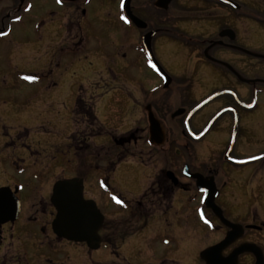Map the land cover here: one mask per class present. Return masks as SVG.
Segmentation results:
<instances>
[{"label":"flooded vegetation","instance_id":"flooded-vegetation-1","mask_svg":"<svg viewBox=\"0 0 264 264\" xmlns=\"http://www.w3.org/2000/svg\"><path fill=\"white\" fill-rule=\"evenodd\" d=\"M133 1V13L148 26L146 29L137 28L129 18L130 23L126 22L123 19L126 14L121 8L123 0H120L122 24L125 22L131 29L136 30L133 33H123L122 36L125 34V41L128 38L132 40L130 46L126 43V47L136 55H132L131 60L127 61V53L122 52L120 56H116L117 60L122 62L123 69L139 67L137 63L143 59L144 63H148L144 70L159 76L158 86L161 85L163 93L148 102L145 110L151 104L156 114L157 110L165 112L175 97L181 102L180 106H173L175 108L170 110L172 120L183 117L181 127H166L156 114L164 125L166 142L162 146L154 147L163 149L168 154L174 150L177 157H184L185 154L186 157L184 160L180 158L170 161L167 167L156 168L155 163L142 155L145 149L143 147L138 155L125 152L115 156L108 167L104 159L101 164L95 165L92 164L91 154H86L93 148L98 150V147H104L102 141H96V137H101L102 133H95L92 137L94 145L87 140L86 146L80 144L77 147L75 144L79 162L76 167L67 166L68 172L67 167L59 164H36L27 171L13 166L11 156H2L6 149L3 143L9 134L7 129L0 130V189L8 188L10 195L19 201L18 212L12 219L0 221V257L7 262L12 247H36L43 238H47L50 248L54 245L53 249L57 252L62 244L69 246L68 260L61 259L62 264H136L135 261L140 258L137 253L145 250L150 258L147 262L142 261V264H152L150 262L156 259V245L162 246L159 253L161 264H168V260L174 264H182L181 261L207 264L202 252L220 245L234 231V239L214 251V263L264 264V0L248 3L234 0L240 6L238 9L218 1L206 0V3L217 9L219 6L228 8L227 19L222 26L216 24L215 34L207 30L205 33L193 34L184 27L185 31L178 28L176 24L181 19L171 15V8L174 3L188 8V4L192 5L188 0H173L168 9L157 7L156 0H146L140 6L134 5ZM102 2L103 4L100 0H63V3H58L57 0H0V121L8 118L20 121L24 112L32 113L29 106L32 102L37 103L43 88L49 86L55 90L61 58L66 61L67 68L74 67L77 59L76 46L105 34L99 25L100 21L107 18L104 16L106 10L103 11L106 4ZM202 3L203 0L197 6ZM61 6L67 9L66 22L60 19ZM195 22L197 23L196 20H186L182 24H196ZM178 29L181 32H173ZM225 30L228 32L222 36L221 33ZM148 31H155L152 40L153 52L165 72L155 70L149 63L150 59L142 44V37ZM173 44L176 47L183 46L192 54L205 58V65L214 72L217 87L197 102L191 103L188 89L192 82L186 77L185 70L180 69V74L176 75L161 62L163 57L160 51ZM98 48L89 47L86 51H92L95 55ZM219 51L226 52L227 58L219 57ZM85 59L90 66L94 65L87 54ZM106 62L100 64L106 65ZM99 70L102 73L104 69L100 67ZM99 70L95 72L98 73ZM163 74L172 77L168 87H165ZM144 80L139 82L142 88L147 82ZM220 90L233 93L226 92L215 96L191 117L190 125L198 135L197 139L193 138L186 130L187 112ZM97 102L78 95L74 114L79 110L85 119L91 118L94 123L100 121L96 111L98 108L100 110L101 104ZM178 109L186 111L173 117ZM21 123L23 121L18 124ZM142 130L150 137L149 121ZM171 131L180 133V148L173 149V141L177 139L171 138ZM75 138L73 134L74 143ZM126 139L115 138L114 142L126 149L131 142H135L136 146L139 136L136 138L130 133ZM18 148L19 146L15 149ZM79 148L84 154H79ZM97 154L101 158V152ZM20 157L16 156L22 160ZM255 157L256 159L247 160ZM130 159L136 160L131 164L135 168L154 166L149 185L140 196L127 198L120 194L118 198L123 200V204L116 200L118 205L112 207L107 216L99 207V203L103 201L102 187L109 189L111 173L118 166L127 164ZM96 169L107 170L105 176L101 175L99 184L97 177L96 181L91 182ZM189 174L200 175V180ZM29 177L38 179L40 185L35 190V195L39 198V203L33 204L34 208L39 206L35 209V214L27 213L21 198L24 181ZM73 178L83 180L84 198L93 200L104 216L99 230L101 243L98 248H91L87 242L61 238L54 232L53 221L57 215L51 201L54 186L60 180ZM95 187L96 192L93 191L100 199L88 194ZM206 189H211L212 193ZM178 191L186 192L187 196L179 198ZM211 194L213 200L207 204L206 199ZM39 212H42L40 216L37 215ZM2 213H5L4 209ZM116 216L121 218L114 219ZM155 218H159V224L149 229V219ZM163 222L166 228L162 227ZM147 230H151L148 237L141 236ZM161 230L164 235H161ZM166 245L173 248L167 250ZM102 249L110 251V255L102 256Z\"/></svg>","mask_w":264,"mask_h":264},{"label":"rangeland","instance_id":"rangeland-1","mask_svg":"<svg viewBox=\"0 0 264 264\" xmlns=\"http://www.w3.org/2000/svg\"><path fill=\"white\" fill-rule=\"evenodd\" d=\"M100 1L102 4V1L106 4V8H103V11L106 10L104 16L107 18L99 22L105 34L90 38L91 42H83L81 46H76L75 57L77 59L74 67L67 68L66 61L61 58L60 72L56 76L59 79L56 82L57 85L54 86L56 91H53V87L45 86L38 97L37 103L34 104L32 102L29 106L32 108V113L28 114L24 112V116L20 119L23 123L18 124L20 121H14L12 118L0 121V130L7 129L9 134L3 143L6 149L2 156H11L12 162H10L13 166L21 167L27 171L33 169L36 164H59L65 167L69 166V168L76 167L79 159L75 144L77 147L80 144L86 146L88 144L87 140L91 145H94L92 137L95 133H102L101 137H96V141L99 143L102 141L103 143L101 144L104 145V147H98V150L93 148L92 151L89 150L86 153L87 155L91 154L92 164L95 165L101 164V160L104 159L107 161L106 165L108 167L109 162L113 161L115 156H120L125 152L129 153V155H138L143 147L145 149L142 155L147 157L148 161L155 163L156 168L167 167L170 161H177L180 158L184 160L186 157V154L183 155L184 157H177L174 155V150L168 154L163 149L154 147V145L150 146L152 145L149 143L150 137L147 135V132H143L142 128L148 125L145 106L148 102L155 100L163 93L161 85L158 86L160 83L158 81L159 76L144 70L148 63H144L143 59L137 63L139 67L131 66V68L122 69V62L117 60L116 56H120L122 52H126L128 61L136 55L135 52L132 54V51L126 47V43L130 46L132 40L128 38L125 41V34L123 36L122 34L126 32L133 33L136 30L131 29L125 22V24H122L120 19L122 15L120 0H113L114 2L112 3L109 2L110 0ZM144 1L146 2V0H134L133 4L140 6ZM205 1L203 0V3L197 6V3H201V0H188V2L192 3V5L188 4L190 6L188 8H182L179 3L173 4L171 15L178 16L181 19L176 24L179 29L193 34L197 32L198 34L201 32L205 33L206 30L212 34L216 33V26L223 24L227 19L228 8L219 6L217 9L214 5L208 4ZM239 1L241 3H248L261 0ZM64 6L59 7V11L61 13L60 19L66 22L68 13ZM182 18L185 19L182 20ZM186 20H196L197 23L182 24ZM179 29L173 32H181ZM89 47L91 49L99 47L100 49L98 48L99 51L93 55L92 51H86ZM160 53L163 57V60H161L163 65H166L176 75L180 74V69L185 70L186 77L192 82V85L188 89L192 99L191 103L197 102L217 87L214 82V72L205 65V58L192 54V52L186 50L183 46L176 47L175 44L170 45L166 50H161ZM85 54L89 56L94 65L90 66L87 63ZM218 55L222 58H227L228 56L223 51H219ZM103 62H106V65H101ZM100 67L104 69L102 73L99 70ZM96 70H99V72L96 73ZM148 75H151L152 78L148 77ZM143 80L147 81L143 85L144 89L139 84ZM80 94L86 99H91L92 102L94 100L100 102V110L98 108L96 111L100 121L94 123L91 118L89 120L87 119L88 117L85 119L79 110H76L74 114L76 98ZM20 102L23 101L20 100ZM180 105L181 102L175 97L172 105H168L165 112L157 110V116L165 123L166 127L182 126L183 117L172 120L170 116V110ZM34 113L36 116H34ZM130 133L136 136V138L139 136L137 145L135 146V142H131L126 149L117 146L114 139L122 137L128 139ZM170 133L171 138L177 139L175 142L173 141V149L180 148V133L176 131H171ZM73 134L76 136L75 143L73 141ZM253 145L258 146V144ZM17 146L19 148L15 149ZM79 149V154H84L81 148ZM98 152H101V158H99ZM16 156L23 159L19 160ZM134 161L136 160L130 159L127 164L124 163L118 166L110 175L108 181L110 188L105 189L102 187L103 201L99 203V207L107 216L111 212V208L118 205L116 197L120 194L127 198L140 196L149 185L154 166L148 165L145 167L137 165L138 167L135 168L131 165ZM66 170L67 172L69 171L68 167ZM106 171L96 169L95 175L94 173L92 175L91 182L96 181L97 177V183H101V175L105 176ZM59 172H61V168H59ZM38 187H40L39 181L35 177H29L28 180L24 181V191L21 198L24 201L23 208H26L27 213L35 214V209L39 207L38 205L35 206L36 208L33 207V204L39 203V198L35 195V190ZM96 189V187L94 189L91 188L88 194L100 199L95 194ZM177 193L179 198L187 196L184 191H178ZM33 198H36V200H33ZM41 214L42 212H39L37 215L40 216ZM158 220L159 218L149 219V229L153 228L155 224H159ZM163 225L164 222L162 227L166 228ZM150 231L147 230L141 236L148 237ZM164 234L163 230H161V235ZM46 240L47 238H43L42 242L36 245V247L28 245V249H22L17 245L14 248L11 246L9 260L4 262L0 257V264H53V262L62 264L61 259L68 260L69 246L67 244H62L60 251L57 252V250L53 249L54 245L50 248V244ZM25 242L28 243L26 240ZM160 247L162 246H155L156 259L150 263L161 264V260L159 259ZM166 247L167 250L173 248L171 245H166ZM101 254L108 257L110 251L102 249ZM137 256L140 258L135 261L136 264H142V261L147 262V259L150 258L146 250L143 253H137ZM173 259L175 258L173 257ZM52 260L53 262H51ZM181 263L189 264L188 261H181ZM168 264L174 263L168 260Z\"/></svg>","mask_w":264,"mask_h":264},{"label":"water","instance_id":"water-1","mask_svg":"<svg viewBox=\"0 0 264 264\" xmlns=\"http://www.w3.org/2000/svg\"><path fill=\"white\" fill-rule=\"evenodd\" d=\"M217 1H221L236 8L240 7L239 4H237L233 0ZM172 2L173 0H156L155 4L157 7H160L162 9H168ZM123 8L126 12V15L139 28L145 29L147 27V23L133 13L131 8V0H124ZM226 32H228V30L222 32L221 35H225ZM154 35L155 31H151L145 34L142 39L143 45L152 62L156 64V68L160 69L162 72H165L156 60L155 55L153 53L152 40ZM171 81L172 78L167 75L165 87H168ZM222 93H225V91L215 93L214 95L210 96V98L198 104L196 107H194L188 112L186 118V128L188 132L193 135V137L197 138L198 135L195 134L191 128V117L211 98ZM146 110L148 112L151 143L157 146H162L166 142V133L163 124L155 115L151 104L146 107ZM185 111V109H178L173 113L172 116H180L184 114ZM189 175L191 177L197 178L198 181L200 180V175L198 174ZM202 182L200 184H202ZM210 187H213V184H210ZM206 191L212 193L211 189H206ZM51 200L57 209V216L54 220L53 227L55 233L59 237L74 241L87 242L91 248H98L100 246L101 237L99 234V230L103 225L104 216L102 215L93 200H86L84 198V186L82 179L73 178L58 181L54 186ZM212 200L213 196L211 194V197L206 199V203L209 204ZM2 209L5 210V213H2ZM18 209L19 201L17 200V198H14L10 195V191L8 188H1L0 211L2 214H0V221H8L11 217H13L14 214L18 212ZM234 237V231H231L220 245L204 250L202 252V257L207 261V264H215L212 258L214 251L220 249L222 245L229 243L232 239H234ZM239 251H242V249H240Z\"/></svg>","mask_w":264,"mask_h":264},{"label":"snow or ice","instance_id":"snow-or-ice-1","mask_svg":"<svg viewBox=\"0 0 264 264\" xmlns=\"http://www.w3.org/2000/svg\"><path fill=\"white\" fill-rule=\"evenodd\" d=\"M57 2H58V3H63V0H57ZM121 6H123V2H122V5H121ZM17 19H20V17H17ZM123 19H124L126 22H129V23H130V21H128V18H127L126 16L123 17ZM4 34H6V33H4ZM149 63L151 64V66H152L153 68H156V64L153 63L151 60H149ZM27 79H36V77H27ZM116 200H117L118 203L123 204V200H120L118 197H116Z\"/></svg>","mask_w":264,"mask_h":264}]
</instances>
